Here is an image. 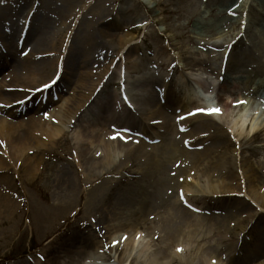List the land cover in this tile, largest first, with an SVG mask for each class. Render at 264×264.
<instances>
[{"label": "rangeland", "instance_id": "1", "mask_svg": "<svg viewBox=\"0 0 264 264\" xmlns=\"http://www.w3.org/2000/svg\"><path fill=\"white\" fill-rule=\"evenodd\" d=\"M1 1L5 2V8L0 10V15L12 21L15 34L13 38L0 35V43L8 45L0 52V79L8 77L14 71H22L29 65L22 56L36 41L47 47L58 30L64 40L73 14L79 10L77 21L69 34V52L66 54L73 56L77 64L74 68L75 75L68 82V88L64 89L75 90L78 86L80 90L73 100V108L84 98V93H88L90 86L100 81L103 75L99 98L101 113L107 110L106 103L110 100V95L116 94L122 98L124 94H129L128 91L131 93L132 86L144 79H157L162 94L159 95V88L154 87L145 100L156 113L171 98L187 101L186 90L193 85L187 78L192 79V76L201 74L208 84L218 86L222 79L219 74V58H224L226 52L222 53L224 47L215 45L225 41L230 42V46L240 44L239 42L248 45L251 42L257 52L264 55V0ZM32 6H35V20L26 36L27 32L20 34L19 30ZM90 28L91 34H98L93 31L100 30L104 37L97 40L87 38L86 33ZM0 30H3L1 24ZM125 34L133 38L132 42L135 44L129 52L124 50L126 52L122 56V53L119 54L118 37ZM233 47L235 46L231 48ZM57 57V51L41 55L37 66L47 67V61ZM87 57L89 62L84 63L83 60ZM49 70L41 73L37 70L35 79L29 78L26 85H21L14 91L25 102L13 121L28 122L31 117H36L44 122L53 111L56 101L59 106L56 94L52 96L54 83L56 85L57 81H61L60 85L63 87L66 82L60 79V72L56 78H50L52 72ZM88 70L90 77L80 75ZM43 82H49L47 87L50 88V98H43L41 110L36 113V104L29 102L28 98ZM224 85H234L241 96H247L252 90L263 94L260 100L263 103H254L250 108L245 107V100L237 102L233 118L238 119L245 113L246 121L239 136L235 137L236 133L230 130L228 133L234 143L232 154L240 153L248 161V167L264 176V148L259 147L264 144V78L242 68L237 73L227 74ZM58 89L57 93L62 97L70 98L68 92ZM128 107L134 117V127L130 133L132 145H164L155 136V133H162L160 130L154 129L152 133L146 134L141 131L150 118L142 115L141 111ZM184 112V115H196L195 120L203 117L190 107ZM169 115L174 116L171 110ZM0 116L6 117L1 112ZM174 119L183 120L182 117ZM201 131L204 130H198ZM117 134L113 133L112 138L121 139L122 136ZM177 135H180L179 131ZM4 145L0 140V150ZM74 148L66 133L55 146L43 148L37 153L38 158L42 159L41 164L36 162L35 153L26 151L25 159L37 167L35 174L18 173L11 166V174L17 173V177L13 178L8 174L7 184L0 185L5 188V192L0 190V199L5 197V202H0V264H15L18 261L22 264H42L53 259L58 251L60 255L67 254L66 251L81 246L78 237L72 240V236L89 234L102 237L106 233L104 227L107 222L119 219L120 216L122 221V209L136 208L141 203L147 208L143 215L136 212L135 217L139 218L138 221L142 218L138 228L143 238L138 240L140 243L138 248L132 250V255L137 249L141 251L140 255L157 252L169 242L164 233V228L168 225L165 222L168 218L167 210L175 213L177 210L190 209L199 224L180 225L184 234L193 228L197 231L192 238L184 234L177 237L174 245H178L177 249L180 251L177 261L171 264L189 259H194L193 264L264 263V255H259L261 252L248 251L247 247L254 243L250 238L254 231L264 233V222L256 225L249 216L258 214L260 208L248 194L236 192L214 197L208 191L200 192L197 185L187 189L179 186L171 190L168 187L174 176V163L168 162V158L160 153L156 155L158 159L162 157V160L158 163L154 161V164L148 166L144 165L142 156L134 153L131 157L129 155V159L116 160L110 167L87 169L84 161L79 163L83 166L81 167L74 159ZM248 148H255V151L250 154ZM225 156L220 154L219 157ZM201 168L203 167H197L194 182L204 189L207 181ZM86 175L92 177L87 180ZM239 180L242 182L240 175ZM263 189L264 180L261 177L256 188L258 196ZM8 190L14 194H7ZM8 196L13 197L12 200H8ZM239 202H246L249 205L247 210L240 217L237 216V219L230 218L223 222L224 217ZM215 204L229 210L222 208L221 211L212 212L210 207ZM70 211L73 213L67 214ZM181 216V213H176L172 217L173 223L179 222ZM74 224L80 228L75 230ZM251 226L255 230L251 231ZM125 231L127 230L122 232ZM125 239L124 236L122 240ZM48 249L52 251V256L46 258L43 255ZM42 250L43 255H40ZM212 250L218 251L219 255L207 263H201L203 258L213 257Z\"/></svg>", "mask_w": 264, "mask_h": 264}, {"label": "bare ground", "instance_id": "2", "mask_svg": "<svg viewBox=\"0 0 264 264\" xmlns=\"http://www.w3.org/2000/svg\"><path fill=\"white\" fill-rule=\"evenodd\" d=\"M4 3L0 0V10L5 8ZM146 3L149 4V2ZM78 11L73 14L64 40H62L63 36L58 30L54 34V39L48 42L47 47L45 45L42 46L43 44L40 45L41 43L36 41L22 56L25 62H29V65L22 71H14L8 77L3 76L0 79V112L6 116H0V140L5 144L4 148L2 147L0 150V172H3L0 174H4V176L0 175V185L8 182L6 181V176L11 174V166H14L18 173L35 174L37 167L35 168L31 162L25 159L27 157L26 151L30 150L31 153H35L36 162L41 164L42 159L38 158L37 153L43 148L55 146L58 140L68 133L75 147L74 159L77 160L78 164L84 161V166L87 169L99 166L110 167L116 160L129 159V155L131 157L134 153L142 156L144 165L148 166L149 164H154V161L158 163L159 160H162V157L158 159L156 155L160 153L168 158V162L173 161L172 163L175 164H173L174 176L168 188L172 190L180 186L187 189L197 185L200 188V192L208 191L214 197H223L236 192L248 194L260 208L258 214H250L249 216L254 219V224L263 223L264 189L258 196L256 188L261 177L264 180V176L259 174L260 172L256 169L248 167V161L240 153L238 155L232 154L231 148L234 147V143L230 140V134L228 133V130H230L236 133L235 137L239 136L240 130L242 131L246 121L247 114L245 113L238 119L233 118L237 102L245 100V107L250 108L252 104L258 102L262 104L263 101L260 102L261 98L257 90H252L247 96H241L234 85L225 86L224 84L227 80V74L237 73L242 68L250 70L257 77L264 78V55H260L255 45L251 42L248 45L239 42L240 44H231L230 46V42L225 41L215 45V47H224L222 53L225 54L226 52L224 58H219V74L222 75V79L218 86L208 84L202 79L201 74L192 76V79L187 78L188 82L193 83L186 90L188 94L186 100L188 102L171 98L165 102L167 105L159 108L156 113L152 111L150 103L145 100L154 87L159 88L157 79L153 81L144 79L136 86H132L131 93L128 91L127 93L129 94H124L122 98H119L116 94L110 95V100L106 103L108 108L104 113H101L99 111V98L103 75L100 77V81L90 86L88 93H84V98L73 108V100L76 93L80 90L78 86H76L75 90L71 88V90L65 91L64 89L68 88V82L76 73L74 72V68L77 66L76 61L73 56H66V54L69 52V34L77 21ZM34 12L35 6H32L25 17L27 19L21 24L20 34L22 32L25 34L28 29L30 30V26L35 20ZM11 22L0 15V24L3 25L0 35L5 34L9 38L14 37L15 31L12 29L13 23ZM94 32L98 34H91L90 28L87 30L86 37H90L91 40L92 38L97 40L104 37L102 31ZM26 36H28V32ZM118 38L119 54L122 53V56H124L123 52H129L135 42H132L133 38H130L128 34L121 35ZM232 46L235 47L231 48ZM7 47V44L0 43V52ZM55 51H57L58 57L49 59L50 61L46 63L47 67L37 66V61L41 55H50ZM214 56L216 57V54ZM88 58H85L86 60L84 59L83 62L88 63ZM172 69H174V66ZM37 70H39V73L46 70L51 71L50 78L52 79L56 78L60 72V79L65 80L66 85L63 87L60 85L61 81H57L56 85L54 83L52 96L56 94L59 106H57L56 101L53 104V111L49 117L45 118L44 122L41 118L36 117H31L28 122L24 120L13 121L18 114V110L21 109L20 107L25 102L14 91L21 85H26L29 78L35 79L34 74L37 73ZM80 75H85L88 78L90 77V70ZM48 84L40 83L38 89L34 90L37 93L33 91L29 95L28 101L36 104L34 109L36 113L41 110L43 98H50ZM57 89L62 92H68L67 94L70 98L62 97L57 93ZM161 94L162 90L159 88V95ZM128 106L134 110L141 111L142 115L150 118L146 127L142 128L141 131L146 134L147 132L152 133L154 129L160 130L162 133H155V136L159 137L164 142V145L157 147L145 145L144 143H140L137 146L132 145L130 133L133 131L134 117L130 114ZM187 107H190L203 117L195 120L197 118L196 115H184ZM211 109H219L220 111L218 113L210 112L209 110ZM164 110H168V113H165ZM169 110L173 112V117L169 115ZM175 117L180 119L182 117L183 120H175ZM18 130L21 131V134ZM198 130L204 131L198 132ZM178 131L180 135H177ZM113 133H118L117 135L122 136V138L113 139L111 136ZM259 147L264 148V144ZM247 151L252 154L255 148H248ZM121 154H123L122 157ZM220 154L226 156L221 158L219 157ZM79 165L83 167L81 164ZM199 166L203 167L201 168V173L207 181L204 189L199 186V183L194 182L195 171ZM239 175L242 177V182L239 180ZM86 176L87 180L92 177V175ZM12 177L16 178L17 173L13 174ZM0 190L5 192L3 187H0ZM10 193L14 194L11 190H8L7 194ZM12 198L8 196V200H12ZM4 199L5 197L0 199L2 204L5 202L3 201ZM69 204H71V201H69ZM248 206L246 202L237 203L231 209V212L224 217L223 222L230 218L237 219V216L240 217ZM146 208V205L141 203L136 208L127 207V209H122V221L120 216L119 219L115 218L112 220L113 222H107L104 227L106 233L102 237L75 234V236H72V238L74 237L72 240H76L78 237V242L81 241L79 248L73 247L72 251L68 250L66 251L67 254L65 253L64 255H60L58 251L53 259L51 258L42 264H84V261L86 264H127V262L128 264H171L177 261L180 250L177 249L178 245H174V243L179 235L184 234L181 225L199 224V221L193 216L190 209L177 210L175 213L171 212L172 214L167 210L168 218L165 222L168 225L164 228V233L169 242L161 249H158L157 252L140 255L141 251L137 249L132 255V250L138 248L140 243L138 240L143 238L138 228L142 218L138 221L139 218L135 217V213L138 212L143 215ZM222 208L224 209V207L215 204L210 207V210L217 212L218 210L221 211ZM224 210L228 211L229 209ZM72 213L70 211L67 214L70 215ZM176 213L182 214L181 220L173 223L172 217ZM241 218L243 219V216ZM74 227L75 230L80 228L77 224H74ZM250 228L251 231L255 230L252 226ZM124 230L127 231L122 232ZM196 231L197 229L193 228L188 232L186 231L184 236L192 238ZM124 236L126 239L122 240ZM250 238L253 239L251 241L254 243L248 244V251L261 252L259 255H264V233L261 234V232L254 231ZM39 253L43 255V250ZM211 253L213 257L210 259L203 258L201 263H207L208 260L211 261L219 255L218 251L212 250ZM43 256L46 258L51 257L52 251L48 249ZM193 260H185L182 263L179 262V264H193ZM15 264L22 263L18 261Z\"/></svg>", "mask_w": 264, "mask_h": 264}, {"label": "snow or ice", "instance_id": "3", "mask_svg": "<svg viewBox=\"0 0 264 264\" xmlns=\"http://www.w3.org/2000/svg\"><path fill=\"white\" fill-rule=\"evenodd\" d=\"M210 112H219L220 110L219 109H211V110H209Z\"/></svg>", "mask_w": 264, "mask_h": 264}]
</instances>
